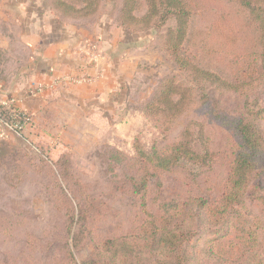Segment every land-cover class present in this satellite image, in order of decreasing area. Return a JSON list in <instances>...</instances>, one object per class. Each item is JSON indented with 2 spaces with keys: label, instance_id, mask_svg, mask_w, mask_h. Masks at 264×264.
<instances>
[{
  "label": "rangeland",
  "instance_id": "obj_1",
  "mask_svg": "<svg viewBox=\"0 0 264 264\" xmlns=\"http://www.w3.org/2000/svg\"><path fill=\"white\" fill-rule=\"evenodd\" d=\"M28 1L0 0V81L6 86L29 66L30 47L20 41V25L13 20ZM35 1L37 8L51 13L57 26L92 35L102 24L100 44L110 51L111 44L117 42L112 67L119 84L114 95L102 103L93 96L82 100L73 91L77 99L60 94L93 85L104 77L102 66L93 57L92 75L78 72L55 78L74 76L92 81L54 86L50 103L42 105L41 114L34 117L30 133L34 139L16 135L17 140L12 136L0 138V264H107L98 256L96 246L114 234L141 226L145 216L134 184L141 183L146 174L147 210L156 216L162 213L161 203L176 205L193 196L216 199L221 194L227 174L226 154L231 147L229 127L216 122L207 108L197 110L196 106L168 131L166 126L159 129V122L147 114L148 103L167 79H192L179 74L178 66L164 52L174 27L172 21L163 23L159 15L154 19L157 28L140 31L122 14L125 0H102L97 14L67 20L52 11L49 0ZM135 2L142 5L134 14L143 18L148 12L146 2ZM228 2L205 0L212 4H202L207 17L197 19L191 29L187 46L200 54L209 46L206 62L210 63L218 46L219 33L211 29L213 36L209 31L214 12L215 18L225 12L234 16L241 12L235 25L243 27L248 38L253 34L244 12ZM126 22L131 31L123 25ZM196 30L201 33L194 37ZM94 40L88 45L97 51ZM256 97L264 107V86ZM237 105L239 101L234 98L226 100L229 110ZM193 123L206 127V139L200 144H210L214 152H221L219 157L205 167L183 165L171 173L155 169L145 155L154 149L161 152L180 140ZM248 208L261 214L255 203H249ZM80 215L86 221L80 222Z\"/></svg>",
  "mask_w": 264,
  "mask_h": 264
},
{
  "label": "trees",
  "instance_id": "obj_2",
  "mask_svg": "<svg viewBox=\"0 0 264 264\" xmlns=\"http://www.w3.org/2000/svg\"><path fill=\"white\" fill-rule=\"evenodd\" d=\"M49 1L52 11L66 20L97 14L102 2ZM144 1L148 12L143 18L134 14L142 5L135 0H125L122 14L140 31L157 28L154 19L159 15L163 23L172 21L174 27L166 38L164 52L178 66L179 74L192 78L167 79L148 103L146 112L159 122V129L166 126L168 131L192 107L207 108L216 122L229 127L231 147L226 154L227 174L216 199L193 196L181 204L164 202L160 204L162 213L158 216L147 210L149 176L146 174L141 183L134 184L145 216L141 226L105 239L97 244L96 252L107 264H264V107L256 97V92L264 86V0L228 2L244 12L253 34L256 32L249 38L243 27L235 25L241 12L235 16L225 12L216 18L214 12L209 31L214 36L211 30L214 29L219 36L210 63L206 62L209 46L200 54L187 44L197 19L207 17L208 11L202 4H212H206L205 0ZM123 25L131 31L129 22ZM199 33L196 30L194 37ZM245 42L255 45L256 49L244 46ZM232 98L239 105L229 110L226 100ZM1 117L7 122L13 120L8 110H3ZM205 137L206 127L193 123L180 140L161 152L154 149L145 157L162 172L171 173L183 165L205 167L221 153L214 152L210 144H200ZM251 202L260 207V215L250 211ZM81 221H86L83 215H80Z\"/></svg>",
  "mask_w": 264,
  "mask_h": 264
},
{
  "label": "crops",
  "instance_id": "obj_3",
  "mask_svg": "<svg viewBox=\"0 0 264 264\" xmlns=\"http://www.w3.org/2000/svg\"><path fill=\"white\" fill-rule=\"evenodd\" d=\"M37 4L35 0L23 3L19 7V14L13 17L15 23L20 25V28H17L20 41L30 47L29 66L21 70L22 73L17 76L18 79H14L9 86H6L4 81H0V95L18 98L19 109L30 118L31 123L24 135L32 139L34 136L30 133L31 127L35 125L34 117L41 114L42 105L50 103L48 99L54 92L47 90L41 96L33 98L27 93L30 87L39 84L49 86L57 77L75 75L78 72H83V75H92L93 66L96 63L93 57H96L94 59L98 62L97 64L102 66L104 77L93 85L70 88L65 93L61 91L60 94L71 100L77 99L75 94H71L73 91L77 92L82 100L93 96L102 103L104 101L102 99L107 100L114 95L119 84L112 67L116 56L114 45L117 42L111 44L110 51L100 44V38L103 35L102 24L98 29L96 27L92 35L60 24L57 26L51 13L37 8ZM93 39H96L94 45H97V51L88 45ZM9 136H12L13 140L16 139L15 135Z\"/></svg>",
  "mask_w": 264,
  "mask_h": 264
},
{
  "label": "built area",
  "instance_id": "obj_4",
  "mask_svg": "<svg viewBox=\"0 0 264 264\" xmlns=\"http://www.w3.org/2000/svg\"><path fill=\"white\" fill-rule=\"evenodd\" d=\"M86 77L68 76L66 78L54 79L51 85L39 84L30 87L27 91L28 96L36 98L41 96L47 90H51L54 86L65 84H82L90 82ZM19 99L13 96L0 95V138L6 139L9 135H16L21 139L24 138L25 130L30 125V118L22 112L19 107ZM8 110L12 115V122H7L1 117V112Z\"/></svg>",
  "mask_w": 264,
  "mask_h": 264
}]
</instances>
